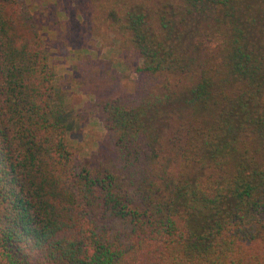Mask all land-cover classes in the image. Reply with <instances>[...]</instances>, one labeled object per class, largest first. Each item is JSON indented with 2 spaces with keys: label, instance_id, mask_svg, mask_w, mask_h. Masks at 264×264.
<instances>
[{
  "label": "trees",
  "instance_id": "16d2710c",
  "mask_svg": "<svg viewBox=\"0 0 264 264\" xmlns=\"http://www.w3.org/2000/svg\"><path fill=\"white\" fill-rule=\"evenodd\" d=\"M136 88L81 159L26 0H0V264H264V0H104Z\"/></svg>",
  "mask_w": 264,
  "mask_h": 264
},
{
  "label": "rangeland",
  "instance_id": "374dc122",
  "mask_svg": "<svg viewBox=\"0 0 264 264\" xmlns=\"http://www.w3.org/2000/svg\"><path fill=\"white\" fill-rule=\"evenodd\" d=\"M36 17L53 82L69 122L68 143L81 159L104 155L109 139L94 103L112 91L131 93L137 82L132 53L121 52L105 17L104 0H26Z\"/></svg>",
  "mask_w": 264,
  "mask_h": 264
}]
</instances>
